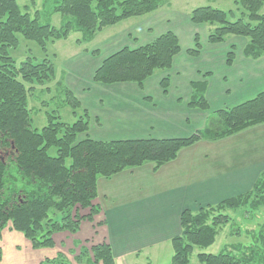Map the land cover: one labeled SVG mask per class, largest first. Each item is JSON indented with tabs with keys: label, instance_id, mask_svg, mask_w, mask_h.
<instances>
[{
	"label": "trees",
	"instance_id": "obj_1",
	"mask_svg": "<svg viewBox=\"0 0 264 264\" xmlns=\"http://www.w3.org/2000/svg\"><path fill=\"white\" fill-rule=\"evenodd\" d=\"M238 1V0H237ZM167 0H55L52 13L68 16L60 27L42 24L37 0L21 6L17 0H0V234L11 224L13 230L23 233L35 249L52 247L53 234L66 230L76 232L84 220L94 221L100 213L96 203L98 178H110L128 168L152 162L154 170L175 160L181 149L200 140H219L252 127L264 124V91L234 107L213 112L207 126L183 138H147L135 140L100 141L89 137L81 139L90 128L85 110L73 124L61 121L56 113H47V125L39 129L33 125L29 95L35 84H46L55 78L52 60L36 62L28 57L20 64L11 56V49L19 45V36L36 41L47 52L49 43L66 40L73 32L82 37L78 43L90 42L104 28L115 26L130 18L151 14ZM242 12L234 20V11L212 6L195 8L190 20L195 25L216 26L208 36L210 44L227 42L228 36L247 39L243 49L246 58L264 56V14L260 11L264 0H240ZM179 36L167 31L157 38L136 47L123 46L105 58L94 73L93 81L101 84L137 83L140 87L157 70L170 69L182 52ZM236 45L227 53L226 62L232 66ZM202 44L198 33L194 47L187 50L198 57ZM98 54V50L92 52ZM208 74V73H207ZM169 77L161 86L167 92ZM189 106L210 110L206 97L207 81L191 83ZM66 103L75 110L80 100L65 88ZM56 150L52 155L50 151ZM79 207L89 210L82 215ZM264 209V173L254 187L243 194L227 198L216 205L181 215L182 232L172 239L173 257L168 264H192L196 248L212 246L221 227L234 219L229 210L241 211L251 219L256 211ZM61 214V221L50 219V212ZM252 247L227 245L217 254L200 252L201 264H264V225L252 232ZM91 264H116L111 245L104 241L93 244ZM2 250L0 248V263ZM66 264V262L61 263Z\"/></svg>",
	"mask_w": 264,
	"mask_h": 264
},
{
	"label": "crops",
	"instance_id": "obj_2",
	"mask_svg": "<svg viewBox=\"0 0 264 264\" xmlns=\"http://www.w3.org/2000/svg\"><path fill=\"white\" fill-rule=\"evenodd\" d=\"M242 39L241 47L235 42L227 47L223 45L227 42L206 43L198 57L187 53L191 47L182 46L172 67L157 70L142 87L93 81L105 58L129 46L110 47L125 41L123 35L114 36L105 45L107 56L83 48L82 55L77 54L69 65L76 78L67 83L80 100L83 113L86 110L89 114V131L80 138H183L204 129L213 112L239 105L264 91V56L246 58L243 49L247 41ZM232 45L237 46L236 58L228 66L226 57ZM166 77L170 84L164 92L161 82ZM201 80L207 81L209 111L189 106L191 83ZM263 173L264 124L223 139L200 140L181 149L175 160L158 171L148 162L110 178L99 177L97 216L103 222L96 234L90 223L83 224L80 233L85 232L95 244L108 242L116 264H168L173 257L172 239L182 232L185 210L196 212L246 193Z\"/></svg>",
	"mask_w": 264,
	"mask_h": 264
},
{
	"label": "rangeland",
	"instance_id": "obj_3",
	"mask_svg": "<svg viewBox=\"0 0 264 264\" xmlns=\"http://www.w3.org/2000/svg\"><path fill=\"white\" fill-rule=\"evenodd\" d=\"M21 6L30 5V0H17ZM240 1V0H238ZM237 0H167L158 10L144 16L130 18L115 26L104 28L92 41L79 44L78 39L82 37L79 32H73L66 40H57L49 43L47 52L34 40H27L19 36V45L11 49V56L20 64L28 57L36 62H41L45 58L52 60L55 66V78L46 84H35V89L29 95V108L31 109L33 125L36 128H43L47 125V113H56L61 121L73 124L83 115L82 108L74 109L66 103L65 88L68 87V80L76 78L75 71L69 69L70 63H74L78 56L82 55L83 48L99 50L102 56H107L108 52L105 45L114 36H121L125 41L110 47L116 49L123 44L131 47L151 42L159 35L173 30L180 38L181 45L186 49L194 47V37L198 33L203 45L208 42L210 32L216 27L210 24L195 25L190 20L191 12L201 6H212L224 11H234L238 18L242 12L241 5ZM55 0H37L36 7H30V13L35 14L39 10V19L42 24L51 23L55 27H60L68 19L58 13H52ZM264 14V5L260 11ZM131 37H130V34ZM235 36H228L227 43L231 42L243 45V39L239 40ZM245 39V38H244ZM247 41V39H245ZM242 41V42H241ZM102 49V50H101ZM93 52V51H92ZM99 56V55H98ZM97 56V57H98ZM219 72V71H218ZM85 78H87L84 75ZM83 77V78H84ZM69 88V87H68ZM82 136V135H81ZM80 136V137H81ZM52 155L56 150L50 151ZM82 215L88 214L89 210L78 208ZM234 220L226 226L221 227L215 243L207 249L196 248L191 256L192 264H201L197 259L200 252L217 254L227 245H240L242 248L252 247L253 243L262 247L259 242H254L252 232L259 231L264 225V209L255 212L251 219L245 218L241 211H227ZM50 219L61 221V214L54 211L50 212ZM95 216L94 221L84 220L79 230L69 232L66 230L53 234L54 245L52 247H41L35 249L23 233L13 230L11 224L7 225L0 234V248L2 250V262L0 264H91L93 261L90 251L81 254L84 249L90 250L95 244V240L87 238L86 233H80L82 225L85 223L93 224L94 234L99 229L101 220ZM94 238V236H93ZM264 258V248L262 250Z\"/></svg>",
	"mask_w": 264,
	"mask_h": 264
}]
</instances>
